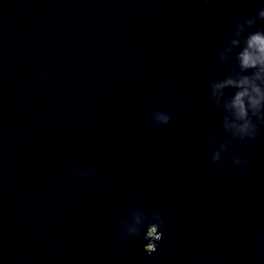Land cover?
Masks as SVG:
<instances>
[{"label": "water", "instance_id": "95a60500", "mask_svg": "<svg viewBox=\"0 0 264 264\" xmlns=\"http://www.w3.org/2000/svg\"><path fill=\"white\" fill-rule=\"evenodd\" d=\"M261 7L0 0V264H264V71L239 61ZM154 211L157 251L122 249Z\"/></svg>", "mask_w": 264, "mask_h": 264}, {"label": "clouds", "instance_id": "9594fccd", "mask_svg": "<svg viewBox=\"0 0 264 264\" xmlns=\"http://www.w3.org/2000/svg\"><path fill=\"white\" fill-rule=\"evenodd\" d=\"M259 21H264V7L257 10V17ZM257 20L248 18L244 21L250 25H254ZM239 24V23H237ZM264 30L253 31L252 34L248 35L246 38V47L242 52L239 53L240 66L243 69L257 68L259 66L261 71H264ZM235 43V41H233ZM258 75V74H257ZM226 84H235L237 87H243V91H238L235 94V98L232 102L233 107L236 109V115L239 119H244L247 115L245 104L243 98L248 97V100L253 108L259 104V98L261 97V92L255 84H253L247 77L241 78L239 81H233L231 79L225 81ZM251 86V90L255 93V97L249 94L248 88L244 86ZM217 87H223V85H217ZM7 104V100L0 97V107ZM248 128V122L239 126V131L245 132ZM143 221L138 222L135 227L128 229L127 231H121L119 225H117V235L118 237L125 241L121 245L123 249L126 247V241L128 238H139L143 241L142 250L148 255L153 254L157 251V245L162 240L164 232L161 230L164 228V221L158 211H154L151 215H147L144 212Z\"/></svg>", "mask_w": 264, "mask_h": 264}]
</instances>
